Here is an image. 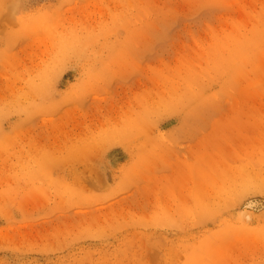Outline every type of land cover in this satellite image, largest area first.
<instances>
[{"label": "rangeland", "instance_id": "374dc122", "mask_svg": "<svg viewBox=\"0 0 264 264\" xmlns=\"http://www.w3.org/2000/svg\"><path fill=\"white\" fill-rule=\"evenodd\" d=\"M0 264H264V0H0Z\"/></svg>", "mask_w": 264, "mask_h": 264}]
</instances>
